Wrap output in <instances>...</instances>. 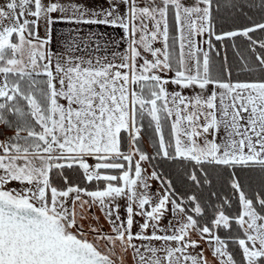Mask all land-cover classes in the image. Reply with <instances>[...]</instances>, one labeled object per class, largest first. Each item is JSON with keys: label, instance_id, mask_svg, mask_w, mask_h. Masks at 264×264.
I'll return each instance as SVG.
<instances>
[{"label": "snow or ice", "instance_id": "snow-or-ice-1", "mask_svg": "<svg viewBox=\"0 0 264 264\" xmlns=\"http://www.w3.org/2000/svg\"><path fill=\"white\" fill-rule=\"evenodd\" d=\"M213 3H0V136L13 133L0 140V264H124L129 252L132 264H264V54L245 65L261 79L235 82L211 55L237 36L264 49L250 36L264 22L218 33ZM59 21L122 30L126 47L86 60L73 29L53 51ZM107 35L90 33L95 51ZM157 158L183 166L182 188ZM221 180L231 196L213 190Z\"/></svg>", "mask_w": 264, "mask_h": 264}, {"label": "trees", "instance_id": "trees-1", "mask_svg": "<svg viewBox=\"0 0 264 264\" xmlns=\"http://www.w3.org/2000/svg\"><path fill=\"white\" fill-rule=\"evenodd\" d=\"M262 0H214L213 3V16L216 17L215 27L219 33L221 31H231L246 26H251L254 22H264V8L261 7ZM234 5V6H233ZM253 40H264V32L257 30L256 32L250 33ZM216 51L211 53L214 62L218 69L225 66L231 71V80L235 81H253L262 78V74L259 71L249 72L246 70L245 65L248 68H257L259 62L256 60V56L264 54V49L259 47V44L249 47L250 41L242 36L235 38L226 39L223 42L214 41ZM254 48V50H253ZM224 78H228V72L222 73ZM144 129L142 130V137L147 138L150 145L153 144L154 135L151 128L147 127V121H144ZM0 127H3L0 125ZM12 132V131H10ZM168 126H165V136L167 138ZM12 134H4L0 138L11 136ZM23 135V134H22ZM127 135V134H125ZM141 145L145 150L142 140ZM146 151V150H145ZM155 170L164 173L168 176L177 188H182L181 178L183 176L184 168L179 163L172 161H161L159 158L153 161ZM191 171V169H189ZM65 174L69 176H75L70 170H65ZM112 174H115L114 172ZM243 175V174H241ZM226 179V177H225ZM62 181L53 176V184L59 186ZM94 187V185H93ZM213 190L218 192L221 197L231 196L232 192L227 187L223 180L215 182L213 184ZM193 191H197L193 189ZM204 199H207L208 190L205 189L201 193ZM213 204L218 203L216 198H212ZM211 210L209 209V215ZM218 235L225 238V232L219 231ZM229 250L232 251V245H229ZM239 259V256H236Z\"/></svg>", "mask_w": 264, "mask_h": 264}, {"label": "crops", "instance_id": "crops-1", "mask_svg": "<svg viewBox=\"0 0 264 264\" xmlns=\"http://www.w3.org/2000/svg\"><path fill=\"white\" fill-rule=\"evenodd\" d=\"M67 2V0H64ZM58 14H53L54 18H56ZM79 29V31H73L72 35L79 36L82 39L80 43L81 51L75 53L76 56H83L84 59H93L95 61L96 57H102L107 55L111 58V51H123L126 45L122 42L121 36L123 35L122 30L114 29L112 27H106L103 25H87V24H80L76 25L74 23H67L63 21H59L52 25V32H51V48L53 51H56L62 46L63 40L62 38H67L69 34V30ZM90 33H107V36L100 38V50L95 51L97 45L94 38L90 37ZM40 35L44 36V30L41 28ZM109 38L114 39L119 43V47L116 48L115 45L111 44L110 42L107 44L108 51H105V42L109 41ZM159 46V45H157ZM175 86L169 85V91L173 90ZM185 95H189V90H185ZM211 138V137H209Z\"/></svg>", "mask_w": 264, "mask_h": 264}, {"label": "rangeland", "instance_id": "rangeland-1", "mask_svg": "<svg viewBox=\"0 0 264 264\" xmlns=\"http://www.w3.org/2000/svg\"><path fill=\"white\" fill-rule=\"evenodd\" d=\"M2 2H3V0H0V3H2ZM5 23H7V21H6ZM191 94H192V93H191L190 90H189V95H191ZM5 134H13V133L10 132V131H7V132H5ZM22 134H23V133H22ZM5 138H6V137L0 138V140H4ZM142 143H143V146H144L145 150H146L147 152H149L150 154H152V152H153V148H152V146L150 145L149 140H148L147 138H143V137H142ZM88 163H89V164H92V163H94V161H92L91 159H89V160H88ZM143 166H144L145 168H147L149 172L152 171V168H150L147 164H144ZM151 183H152V191H155V189L158 187V182H151ZM9 187H18V184H16V183H12V184L9 185ZM121 203H123V202H121ZM92 211H93L94 214H96V215H100V212H99L98 209L94 208ZM121 215H122V216L125 215L124 210H123V207L121 208ZM136 219L139 220L140 217H136ZM168 219H171V216H169ZM141 222H142V221H141ZM164 223H167V221H164ZM101 224H103V226H104V231H109V225L103 220V217H101ZM137 230H138V228L134 226V228H133V232H135V231H137ZM158 234H159V233H158ZM89 239H92V237L89 236ZM135 243L139 244L140 242H139V241H135ZM154 243H155L156 245H159L160 242H154ZM201 246L204 247V245H201ZM101 250L103 251V242H101ZM198 250H199V249H198ZM207 254H208V253H206V255H207ZM124 264H132V260H131V252H129V253L127 254V256H126V258H125V262H124Z\"/></svg>", "mask_w": 264, "mask_h": 264}]
</instances>
